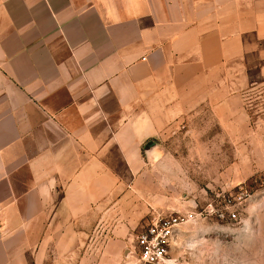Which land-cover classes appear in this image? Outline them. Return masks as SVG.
Here are the masks:
<instances>
[{"label": "crops", "instance_id": "1", "mask_svg": "<svg viewBox=\"0 0 264 264\" xmlns=\"http://www.w3.org/2000/svg\"><path fill=\"white\" fill-rule=\"evenodd\" d=\"M258 85L264 0H0V264L130 244L148 141Z\"/></svg>", "mask_w": 264, "mask_h": 264}, {"label": "rangeland", "instance_id": "2", "mask_svg": "<svg viewBox=\"0 0 264 264\" xmlns=\"http://www.w3.org/2000/svg\"><path fill=\"white\" fill-rule=\"evenodd\" d=\"M244 107L231 123L198 110L151 140L157 147L148 155L157 156L133 185L150 210L130 213V244L112 242L102 224L78 252L36 264H137V237L159 215L176 220L162 264H264V86L248 92Z\"/></svg>", "mask_w": 264, "mask_h": 264}, {"label": "built area", "instance_id": "3", "mask_svg": "<svg viewBox=\"0 0 264 264\" xmlns=\"http://www.w3.org/2000/svg\"><path fill=\"white\" fill-rule=\"evenodd\" d=\"M176 220L154 217L152 225L137 237L134 255L137 264H162L168 254Z\"/></svg>", "mask_w": 264, "mask_h": 264}, {"label": "water", "instance_id": "4", "mask_svg": "<svg viewBox=\"0 0 264 264\" xmlns=\"http://www.w3.org/2000/svg\"><path fill=\"white\" fill-rule=\"evenodd\" d=\"M157 147V144L154 141H149L145 146H144V152L148 155L151 154L155 148Z\"/></svg>", "mask_w": 264, "mask_h": 264}]
</instances>
